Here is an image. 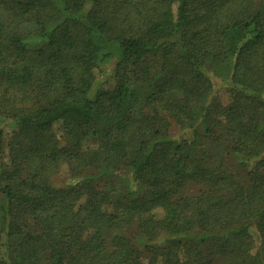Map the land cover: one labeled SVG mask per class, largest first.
Segmentation results:
<instances>
[{
    "label": "trees",
    "instance_id": "1",
    "mask_svg": "<svg viewBox=\"0 0 264 264\" xmlns=\"http://www.w3.org/2000/svg\"><path fill=\"white\" fill-rule=\"evenodd\" d=\"M219 260L264 264V0H0V264Z\"/></svg>",
    "mask_w": 264,
    "mask_h": 264
},
{
    "label": "rangeland",
    "instance_id": "2",
    "mask_svg": "<svg viewBox=\"0 0 264 264\" xmlns=\"http://www.w3.org/2000/svg\"><path fill=\"white\" fill-rule=\"evenodd\" d=\"M105 76H103L101 73L97 75V80L104 79ZM104 85V83L100 82L98 86ZM218 94L220 96V99L223 101V103H228L229 96L225 89V87L219 88ZM5 128L7 129L8 136L11 134L12 127L9 123H4ZM60 125H55V131L58 133L59 137L61 138V145L65 144L64 139L62 138V133L59 131ZM50 181L53 183V185L57 188L64 187L68 185L69 183L73 182V179L70 176V173L68 171V168L65 163H62L59 167V169L50 174ZM216 264H223V260H219Z\"/></svg>",
    "mask_w": 264,
    "mask_h": 264
}]
</instances>
